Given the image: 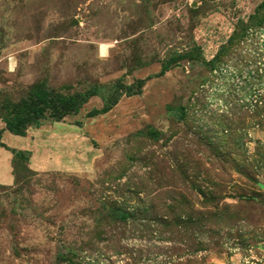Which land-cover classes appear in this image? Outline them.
<instances>
[{
  "label": "rangeland",
  "instance_id": "obj_1",
  "mask_svg": "<svg viewBox=\"0 0 264 264\" xmlns=\"http://www.w3.org/2000/svg\"><path fill=\"white\" fill-rule=\"evenodd\" d=\"M137 79L2 132L0 264H264V0H0V102Z\"/></svg>",
  "mask_w": 264,
  "mask_h": 264
},
{
  "label": "trees",
  "instance_id": "obj_2",
  "mask_svg": "<svg viewBox=\"0 0 264 264\" xmlns=\"http://www.w3.org/2000/svg\"><path fill=\"white\" fill-rule=\"evenodd\" d=\"M188 53L177 55L170 60L177 62L189 58ZM169 62L162 65L160 74L168 69ZM144 79H137L131 84H124L115 81L108 85H92L83 91L64 94L52 88L43 85H37L28 90L25 96L15 102L3 100L0 102V120L4 127L0 129V148H4L12 154L13 169L16 161H27L30 153L28 151L9 149L1 141V134L4 131L12 135L24 137L29 127H37L43 120L60 122L64 117L75 115L84 104L93 97H100L102 105L100 108H93L86 113L87 118L96 117L107 113L117 104L122 96L130 97L138 95L144 85ZM78 124V123H77ZM154 136L155 133L148 132ZM115 213V211H113ZM118 218H125L127 215L115 213Z\"/></svg>",
  "mask_w": 264,
  "mask_h": 264
}]
</instances>
